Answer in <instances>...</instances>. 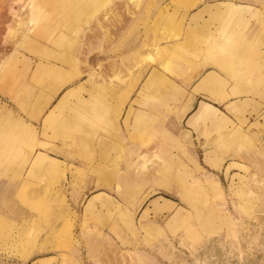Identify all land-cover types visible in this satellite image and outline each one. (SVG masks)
Returning a JSON list of instances; mask_svg holds the SVG:
<instances>
[{
    "label": "rangeland",
    "instance_id": "rangeland-1",
    "mask_svg": "<svg viewBox=\"0 0 264 264\" xmlns=\"http://www.w3.org/2000/svg\"><path fill=\"white\" fill-rule=\"evenodd\" d=\"M38 1L0 0L1 109L14 104V97L1 90L4 80L10 81L7 86L13 80L17 94L31 103L37 101L34 94L53 90L46 87L53 85L48 80L40 84L29 78L37 87L34 94L19 86L27 75H46V70L36 72L34 62L31 74L12 66L4 76L5 64L15 58L14 48L2 40L17 30L18 20L25 24L18 32L27 37L55 34L47 46L63 49L57 54L65 52L66 71L75 79L77 72L86 76V62L106 70L123 64L122 72L105 80L117 76L105 84L104 95L112 88L127 91V103L124 118L122 112L117 117L119 140H105L100 133L91 147L87 130L78 131L81 147L72 140H49L48 150L33 157L45 153L58 160L45 173L47 168H36L28 177L32 156L24 145L14 161L0 159V264H264V124L258 122H264V0H94L83 11L73 3L61 6L59 18L49 6L48 23L33 24L27 14ZM123 2L139 4L129 15ZM10 6L22 12L19 17L9 13ZM112 6H120L122 22L111 26L109 36L97 33L87 42L99 19L116 10ZM106 8L113 10L106 13ZM53 25H59L57 33L49 28ZM168 42L180 45L166 52L162 45ZM156 44L160 51L153 50ZM159 53L164 65L159 67L172 82L159 80L160 91L139 98L128 132L124 119ZM208 71L225 80L228 90L238 86L234 96L220 102L210 91L194 92ZM75 83L63 87L32 122L42 127L45 115ZM97 105L92 113L71 117L66 138L103 110L101 101ZM136 105L147 113L142 116ZM115 117L110 114L89 128L109 133ZM98 141L117 143L115 162L102 157Z\"/></svg>",
    "mask_w": 264,
    "mask_h": 264
},
{
    "label": "bare ground",
    "instance_id": "bare-ground-1",
    "mask_svg": "<svg viewBox=\"0 0 264 264\" xmlns=\"http://www.w3.org/2000/svg\"><path fill=\"white\" fill-rule=\"evenodd\" d=\"M93 1L94 0H42V2L38 1V2L34 3L33 7H31V5H30V10H29L27 16H28V19L30 17V19H31L30 21L33 24H36L35 22H38V19L46 21V23H48L47 20L49 19V15L47 13L49 12L48 11L49 6L52 9L53 13H55L54 14L55 17L59 18V16H61L60 15L61 14L60 11H62V10H60V8H62V7L65 8L67 4L73 3V4L76 5V7L80 6V9L83 11V10L89 9L90 4ZM113 2H114V0H113ZM126 3H127V1H126ZM123 4H124V2H123ZM138 4L139 3H137L136 6L133 3H132V5L131 4H129V5L128 4H124L122 7L125 9V11H127V14L132 15V13L134 12L133 11L134 8L138 7ZM85 5H87V6H85ZM109 5H111V4H109ZM116 5H119V4H116ZM70 6L72 7V5H70ZM120 6H121V4H120ZM107 7H108V5H107ZM117 7H113L116 10H113V9L109 10V9L106 8L107 9L106 13L109 12V11L111 12L112 10L114 12L115 11L117 12L119 10L118 9L119 7L118 8ZM113 11H112V13H110V17L105 15L107 17V18L105 17L106 20L104 18L103 19L101 18L102 20L99 19L100 20L99 23H98L99 20L96 21V24L98 23L97 27H96V24H94V25H95V27L97 29H95L93 35H90V36L87 35L88 36L87 39H86L87 42H91L97 36V33H98L99 36H102V37L109 36V34H111V26L113 28V27H115L116 25H119L122 22L123 18L121 17V15L118 14V12H117V14H114V16H111V14H113ZM120 11H121V9H120ZM103 12H105V11H103ZM9 13L12 16H14V18H15L17 16V14H20L22 12L19 13V12H17L15 10V8L10 6L9 7ZM106 13H103L101 17H103L104 14H106ZM22 16H23L22 17L23 19L26 18V17H24V14H22ZM17 17H19V15ZM111 17H113V18H111ZM195 17H197V16H195ZM20 19H21V15H20ZM23 19H22V21H23ZM28 19L26 21H28ZM28 22H26L27 23L26 27L30 28V26H27V25L28 24H32V23H30V22L28 23ZM45 24H43V25H45ZM21 25H25V24H22V22L20 20H18V22L16 23V26H15L17 30H15V31H11L10 30V33L5 34L6 36L5 37L3 36L4 38L2 40V43L5 44V45L9 44V45H11L14 48L13 49V56L11 57L12 59L16 58L17 55H19L20 58H22L21 65L23 66V68L20 71H18L19 74H23L24 72H26V73L30 72V74H31L32 73L31 72V70H32L31 63L32 62H34V64L37 67L36 68L37 69L36 72H40L42 70H46L47 73H46V75L44 77H39L38 76L36 78H33L31 75H29L31 77L20 78L19 79L20 81L19 80H17V81L14 80L16 83H18V81H19V86L20 87H26V88H29L30 90L32 88L31 91L34 94V93H36L37 87L36 86L34 87L31 84V82L28 81L29 78L30 79H34V81L41 82L40 84H42V82H44L45 80L46 81L48 80V81H51L53 83V85L52 84H47V83H45V85H46V87H48L50 89L52 87L53 90H52L51 93L54 96H56L57 93L63 87H65L68 83H72L73 84V83H75V80H77V81L79 80L80 81V80L83 79V77H85V79H84L83 82L80 83V85H78L77 88L71 89L60 100L59 104L57 106H55L52 110H50V113L48 115L47 114L45 115L44 124H43L42 127H39V126L35 125L32 122V120H38L40 117L43 116L42 114L44 113L46 108L49 106V104L51 103L52 99H50V100L46 99L45 100V98H43L42 96L36 97V95L34 94L35 98H37V101L31 103L29 101L30 99H26L27 100L26 101L19 94H17L18 90H17V87L15 86V84L13 83V80H12L10 86L6 85V83H9L10 81L5 82V80H4V82H2L1 90H2L3 94L6 93L9 96L14 97V100H12V102L14 104L10 105L11 108H13V110L10 107H6L5 106L3 108L2 113L0 114V159L1 160H6V161H8V160H13L14 161L15 160V156L20 152L21 147L23 145L25 147L29 148L28 149V154H29V156H32L31 157L32 160H33V157L35 156V153L38 150H43V151L46 150L47 151L48 150L47 149L48 148L47 139L49 138V130H51V129H54V131H55V134H53L54 138H58V136H59V137L65 139L67 137V134H69L71 132V130H69L65 126V124L67 122H70L71 117H74L75 115L84 113L87 110H89V112L90 111L93 112V110H95L97 108V106H98L97 105V98L99 97L98 95L103 96L106 93L105 84H107V82H111V81L117 79V76H115L113 79H110L108 81H105V80L107 78H110L109 76H111V74H112V76L118 75V73L122 72V69H123V68H121V67H123V64L118 65V63H113L111 66H109V69L106 70L105 68L100 69L99 67L92 68L88 64V62H86V64H85V66L87 68L86 76L88 78L86 79V76H83V77L80 76L81 73L77 72V75H76L77 78L75 79L74 76L70 75L66 71V67H67L68 63L66 62L67 60H65L64 57H63L65 55L64 54L65 52L57 54V52L63 51V49L57 50L55 48L53 49V48L47 46V42L46 41H50L53 38V36H55V34H53V36H52L51 34H48V31H46V33L44 34L45 37L40 36V35L36 36V38L27 37L26 34L23 33L22 31L18 32V30L21 27ZM34 28L35 27H33V30L36 29V28L35 29ZM49 28L54 33V32L57 31L56 28H59V25H57L56 27H55V25H53V28L51 26H49ZM190 28H192V27H190ZM31 31H32V29H31ZM59 36L57 38H59ZM40 37L45 39V40H42ZM50 37H51V39H50ZM61 39H62V37H61ZM64 39H62V41ZM54 40H55V37H54ZM56 41H57L58 44H60L59 39L56 40ZM56 45H54V46H56ZM178 45H180V44H172L171 42H168V43H166L165 46L162 45L163 46L162 48H164V50H167L166 52H169L168 50L173 51V50H175L177 48L175 46H178ZM50 46H53V45H50ZM58 47H60V45ZM61 48H63V47H61ZM20 49H22L24 52L22 50H20ZM149 49H151V48H149ZM153 50L154 51H157V50L160 51L161 47L156 44ZM174 54H175V51H174ZM147 56H149V55H147ZM52 57H53V59H50ZM149 57H151V56H149ZM160 57H161L160 53L157 54V57H155V58H153V56L151 57V58H153V59H151V61L154 63L155 66L154 65L151 66V68L149 69V71L146 74L145 78L141 81L142 83H141V86H140L139 92H138V98H137L138 100H133L131 105H130V108H129L128 112H127V117L125 119V124H126L127 129L130 126V123H131L130 120H131L132 114H134V106L133 105L136 104V103H139V98L140 97H145V96H150V94L152 92L156 93L157 91H160L159 89L162 86L160 85L161 82L159 80L166 81V83L168 82V84L172 82L169 77H165L164 76V72L161 71V69H160V67L164 66L163 62L160 61ZM147 59H148V57H147ZM73 61H74V66H75V68L77 70L78 69L77 65L79 64V61L76 59V57H75V59ZM10 62H11V64H9V63L5 64V66L3 68L4 76L6 75V73L9 74V72L12 69V66H13L12 60ZM69 64L71 65L72 63L70 62ZM143 65H144V62H143ZM89 66H90V68H89ZM126 67L127 66H125L124 68H126ZM145 69L146 68H143V70H141V77L143 76V72L146 71ZM156 83H158V84H156ZM14 86H15V88H14ZM95 92L97 93V96H98L96 98V100H94V98L96 97L95 94H94ZM84 93H88L90 95V98H88L86 100L84 98H82L83 99L82 103L79 102L76 105L71 106V104H72L71 98L74 95H76L77 97L81 98L82 95H84ZM43 94H45V92ZM44 104H46L45 107H43ZM14 105L18 108L19 112L23 113L25 116L20 115L18 117L17 113L15 112V109H14L15 106ZM69 106H70V109L72 108V110H74L73 113H70V114L67 115L64 112L63 116L57 117L60 113L63 112L64 109L67 108V110H69ZM92 112H90V113H92ZM91 138L94 141L98 137L96 138V136H91ZM86 142H89V141H86ZM98 142L100 143V141H98ZM142 142H143V140H142ZM43 155L45 156L47 154L44 153ZM53 159H55V158H53ZM40 160L41 159L37 160L36 162H38ZM50 161H52V160H50ZM262 162L263 161H261L259 163L262 164ZM262 166H264V165H262ZM254 229L256 230V228H254ZM250 230H249V232H250ZM257 231L258 230H256V232ZM256 234H254V235H256ZM87 242L90 244V247H91V250L93 252V255L95 256V253H96V251H95L96 250L95 242L93 241V239H90V238L88 239ZM262 243H263V241H262ZM40 263H43V262H40ZM110 264H113V263L110 262Z\"/></svg>",
    "mask_w": 264,
    "mask_h": 264
},
{
    "label": "crops",
    "instance_id": "crops-1",
    "mask_svg": "<svg viewBox=\"0 0 264 264\" xmlns=\"http://www.w3.org/2000/svg\"><path fill=\"white\" fill-rule=\"evenodd\" d=\"M189 27H191V25L189 26ZM21 60H22V58H20V56L19 55H17L16 56V58L15 59H13V66H15L16 67V70H17V73H18V71H20L21 70ZM28 77H30L29 75H27ZM203 78L199 81V83L197 84V86H195V90H194V92H196V93H200V92H203V93H207L208 91H210L212 94H213V98H215L216 100H218V101H220V102H222V99L224 98V97H226V95H232V96H234L233 94H234V92H235V90L237 89V87L235 86V87H233L232 89H229L228 90V87L227 86H225V80H221V79H218V75H217V73H215V71H208V72H206L203 76H202ZM85 79V78H84ZM84 79H82V81L81 82H83L84 81ZM171 79V78H170ZM171 81H172V79H171ZM206 81V82H205ZM81 82H78V84L77 83H75V86H73L72 88H70L69 90H67L64 94H63V96L60 98V100L71 90V89H73V88H75L76 86H78V85H80V83ZM156 84H158V83H156ZM161 85V84H160ZM227 87V88H226ZM60 92V91H59ZM58 92V93H59ZM58 93H57V95H58ZM153 93V92H152ZM151 93V94H152ZM43 93H41V95H39V97L40 96H42L43 98H45V100L46 99H48V100H50V99H52L53 100V98L55 97L52 93H46L45 92V94H43ZM95 94V98H94V100H96V98H97V100H99V101H101L103 104H104V107H103V110L102 111H100L98 114H96V115H94L93 117H92V120L90 121V123L87 125V126H84V127H79V126H77V127H74V128H72V129H75V130H73L74 131V134H73V137L71 136L69 139L67 138V139H64V138H61V137H59L58 136V138H54V136H53V131L52 130H49V138L47 139V143H48V147H49V140H65L63 143H68L69 142V140H72L73 141V143H75V144H79V146L81 147V141L83 140V138H80L79 136H81V135H79V132L78 131H80L81 132V130H82V132H84V130H87V135L88 136H96V138L98 137V135L100 134V133H102L103 135H104V137H106L105 138V140H115V141H117V140H119L118 138V135H117V133L118 132H116V130H117V117H118V115H119V113L120 112H122L123 113V116H122V118H124V114H125V108H126V103H127V96H126V94H127V91L125 92V93H123V92H117L116 93V91L112 88L111 90H109V95H103V96H101V95H98L97 96V93L95 92L94 93ZM56 95V96H57ZM135 96H133V98H134ZM82 98H84L85 100L86 99H88V98H90V95L88 94V93H84V95H82V97L81 98H79V97H77L76 95H74L72 98H71V101H72V104H71V106H74V105H76L77 103H82ZM60 100L55 104V106H57L58 104H59V102H60ZM108 104V105H107ZM46 106V104H44L43 105V107H45ZM54 106V107H55ZM137 106L138 105H136V107H135V110H137L138 108H137ZM53 107V108H54ZM52 108V109H53ZM116 108V109H115ZM51 109V110H52ZM129 110V109H128ZM140 112H142V116L145 114V113H147V112H145L144 110H142L141 108H139L138 109ZM2 111H3V109H1V107H0V114L2 113ZM66 113L67 115L68 114H70V113H73L74 112V110H72V108L70 109V106H69V110H67V108L66 109H64L63 110V112L62 113H60L57 117H60V116H63L64 114L63 113ZM50 112H48L47 113V115L49 114ZM113 113H116V117H115V123L113 124V131H109V133H107V132H96L97 130L96 129H94V128H89V126L90 125H92V124H95V123H97V124H100V123H102V122H104V120L106 119V118H108L109 116H110V114L112 115ZM203 115H205L206 113H207V110L205 109V108H203V112H201ZM141 115V114H140ZM142 116H141V118H142ZM126 117H127V115H126ZM121 118V119H122ZM145 118V117H144ZM126 119V118H125ZM125 119H124V124H125ZM123 120V119H122ZM223 120V119H222ZM264 120V119H263ZM122 121L120 120V123H121ZM258 122H260L261 124H264V122H262L261 120L260 121H258ZM123 123L121 124L122 125V128H123V125H124ZM55 126V125H54ZM219 126V125H218ZM125 127H126V124H125ZM126 129H127V127H126ZM137 129V131H138V129H139V127L138 128H136ZM263 129H264V127H263ZM128 130V129H127ZM219 132H224V129H220V128H218L217 129ZM135 131V130H134ZM76 132V133H75ZM92 132V133H91ZM128 132H130L129 130H128ZM263 132H264V130H263ZM120 135V134H119ZM73 138V139H72ZM76 138L78 139V140H76ZM90 140H89V144H87V145H90L91 147H94V143H96V142H94L93 140H92V138H90V137H88ZM108 138V139H107ZM108 141L107 142H105V143H98V147H99V149L102 151V157H104V158H106L107 160H111V163H113V162H115L114 160L116 159L115 157H116V151L114 150V148H116L117 149V143L116 144H114V145H112V144H108ZM115 141H113L114 143H115ZM119 142V141H118ZM110 143V142H109ZM69 145V144H68ZM89 146V147H90ZM82 149H83V147H82ZM54 150V149H53ZM84 150V149H83ZM49 151H51V150H49ZM100 152V151H99ZM112 152H114L115 153V156L114 155H111V153ZM41 159L40 161H38V162H36L37 160H39V159ZM50 160H52V161H50ZM54 161L56 162V163H54ZM58 163V160H56V158L55 159H49L48 157L46 158L45 156H40V155H38V156H36V158L33 160V162H32V160H31V162H30V164H29V166H31V168H30V170L28 171L27 170V173H29L28 174V177L32 174V173H34V171H35V169L36 168H47V169H45V170H42L44 173H45V171L46 170H49V168H51L52 166H55L56 164ZM40 171V170H39ZM36 173V172H35ZM34 173V174H35ZM44 173H43V175H44ZM34 174H33V176H34ZM37 177V176H36ZM48 259V258H47Z\"/></svg>",
    "mask_w": 264,
    "mask_h": 264
}]
</instances>
